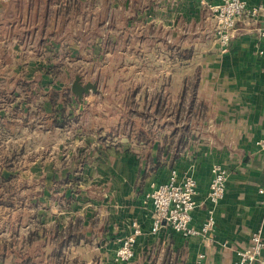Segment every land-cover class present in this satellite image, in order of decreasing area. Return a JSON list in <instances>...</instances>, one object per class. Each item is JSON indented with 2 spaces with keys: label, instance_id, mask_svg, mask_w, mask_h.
<instances>
[{
  "label": "crops",
  "instance_id": "obj_1",
  "mask_svg": "<svg viewBox=\"0 0 264 264\" xmlns=\"http://www.w3.org/2000/svg\"><path fill=\"white\" fill-rule=\"evenodd\" d=\"M58 1L0 0V144L12 148L13 140L21 139L16 148L20 154L24 141L20 136L30 128L56 136L79 132L82 137L81 143L75 144L77 148L71 151L70 159L56 158L51 164L53 170L41 174L37 188H22V194L38 191L37 198L32 196L14 206H5L19 210L28 208L30 203L27 202L33 201L36 205H31L39 208V214L44 210L53 217L46 222L38 215L37 225L23 223L28 228L26 234L19 236L25 237L35 227L41 230L56 226L59 231L69 226L80 228L82 235L70 239V244L62 250L66 264H236V251L251 244L255 231L261 229L264 237V197L258 192L264 185V155L256 145V141L264 138V37L261 36L264 0H246L249 6H260L261 11L255 18L242 16L237 20L227 52L221 51L214 31L198 42L174 44L176 62L181 67L169 74L171 84L167 89L177 96L188 80L196 78V101H204L206 107L192 108L194 140L173 164H169L172 153H168L167 162L148 175L142 169L147 151L143 141H131L122 134H117L113 141L104 139L111 129L120 128L119 120L112 124L106 120L89 122L82 121L79 115L64 128L31 125L37 117L23 121L29 107L35 110L37 105L25 101L20 81L39 80L42 67L64 46L61 40L53 39L60 27L54 21L62 17L60 8L70 0ZM88 1L81 0L82 11L73 17L86 7L91 9ZM220 1L153 0V16L171 15L203 21L210 7ZM105 8L97 13L98 20L109 12L108 7ZM110 10L117 12L115 8ZM69 12L72 15L74 10ZM31 16L34 18L30 19ZM165 43L170 46L169 42ZM47 48L54 49V53L47 54L50 51ZM62 56L52 61H60ZM64 58L63 70L70 77L73 63L68 57ZM45 108L50 111L52 107ZM88 108L80 107L77 112L83 113ZM3 121L16 124L11 129L5 128ZM156 152L155 147L153 156ZM3 158L0 157V164ZM214 163L226 167L228 180L226 194L215 209L213 235L184 237L167 224L153 233L154 211L146 198L151 184L166 181L174 167L191 168L198 185L193 224L200 226L209 205L207 193ZM3 169L8 170L6 175ZM0 171L5 177H17L14 167ZM133 221L142 229L135 256L128 263H118L114 259L115 250L120 238L131 231ZM19 236L13 233L12 238H1L0 243ZM0 264H4L1 259Z\"/></svg>",
  "mask_w": 264,
  "mask_h": 264
},
{
  "label": "rangeland",
  "instance_id": "obj_2",
  "mask_svg": "<svg viewBox=\"0 0 264 264\" xmlns=\"http://www.w3.org/2000/svg\"><path fill=\"white\" fill-rule=\"evenodd\" d=\"M87 5H91V9L86 7V10L75 17L57 18L54 22L62 28L59 27L54 33L56 38H53L61 40L67 47L70 46L71 50L73 46L77 47L82 57L73 58L69 83H73L76 74L81 75L84 82L98 83L99 93L90 92L84 99L87 103L83 107L90 108L83 110V113L75 112L81 113V120L98 123L106 120L111 124L116 120L124 121L130 108L124 107L123 101L136 87V101L140 103L141 110H144L153 91L160 85L163 87L161 91L167 93L168 98L175 102L178 95L175 96L167 89L171 84L169 74L179 71L181 67L176 62L177 52L174 44L185 45L208 37L214 31L212 11L209 10L206 20L202 21L200 18L191 20L171 15L153 16V0H89ZM105 7H108L109 12L106 17H100L98 20L97 13L104 11ZM110 8H115L117 12ZM124 30L126 31L123 32ZM46 34L53 35L50 32ZM165 41L169 42V47ZM167 116L163 114L160 122ZM133 117L139 123L142 121L136 115ZM116 136L117 134L113 133L110 141ZM20 137L24 138L21 142L23 149L19 151L20 155L13 159L17 173L14 182L16 186H22L26 182L36 188L40 183L41 174L53 170L51 164L54 160H60L59 157L62 156L66 161L70 159L73 155L71 151L77 148L75 144L82 141L79 132L56 136L48 132H34L33 128L24 131ZM20 141L13 140L12 148L3 145L4 143L0 144V157H5L9 150L18 148ZM146 154L145 151V156ZM44 160L48 161L45 163ZM112 167L110 166L111 169ZM3 172L6 175L8 170L3 169ZM27 203H30L28 208L19 210L0 206V239L12 238L13 233L18 236L26 234L28 227H24L23 223L31 222L32 225H37L38 215L43 221L52 220L53 217L44 210H40L42 215L39 214V208L37 210L34 207L36 204H33V201Z\"/></svg>",
  "mask_w": 264,
  "mask_h": 264
},
{
  "label": "trees",
  "instance_id": "obj_3",
  "mask_svg": "<svg viewBox=\"0 0 264 264\" xmlns=\"http://www.w3.org/2000/svg\"><path fill=\"white\" fill-rule=\"evenodd\" d=\"M69 2V3H67ZM64 3L61 8V14L64 18L73 17L75 13L80 12L83 3L81 0H70ZM74 10L70 15L69 10ZM106 17V16H104ZM75 44V43H74ZM62 46L60 53H54V49H50L54 53V57L48 59V62L42 67V74L39 80H22L20 85L25 92V101L29 104L37 105L35 110H27L24 113V122L36 118L31 121V125L35 123L42 124L46 127L54 128L59 126L64 128L68 126L73 117H79V113H75L86 102L81 103L78 97L73 93L69 78L65 75L63 68L65 67V58L68 57L73 61L74 57L81 59V55L77 47ZM64 51V52H63ZM62 59L53 62V59ZM78 75V74H76ZM75 75V76H76ZM187 86L178 95L175 102H172L167 93H163L160 85L153 91L146 107L141 110L139 102L136 101L137 87L132 89L123 101L124 107L130 108L126 119L118 123L119 129H111L104 139L112 138L113 133L122 134L128 140L136 142L143 141L147 145L146 162L142 169L145 175L157 170L159 166L167 162V154L172 153L169 164H173L174 160L180 156L184 148L189 145L192 137L193 123L191 122L193 107H206L204 101L197 102V80L196 78L188 80ZM45 107H52L48 111ZM81 112V111H80ZM163 114L168 115L166 119L160 122ZM137 116L142 120L137 122L133 116ZM125 118V116H124ZM7 121V120H6ZM3 121L5 128H12L16 123L11 121ZM12 123V124H11ZM191 123V124H190ZM12 126V127H11ZM117 127V128H118ZM168 130L166 134H163ZM153 136V139H152ZM156 142L158 143L157 145ZM156 147V155L153 156V150ZM20 155L18 150H12L3 158L0 164L1 168L12 169L14 167L13 159ZM15 175L5 177L0 171V206H14L15 203L23 202L31 199L32 196L38 197V191H28L22 194V188H34L33 185H27L26 182L22 186H16ZM34 190V189H33ZM42 230V231H41ZM35 227L30 229L25 237L13 238L11 241H3L0 243V259L4 264H66L62 250L70 244V239L80 237L82 235L80 228L70 226L65 230L59 231L58 227L53 226L49 229Z\"/></svg>",
  "mask_w": 264,
  "mask_h": 264
},
{
  "label": "built area",
  "instance_id": "obj_4",
  "mask_svg": "<svg viewBox=\"0 0 264 264\" xmlns=\"http://www.w3.org/2000/svg\"><path fill=\"white\" fill-rule=\"evenodd\" d=\"M6 1V0H3ZM214 17V36L222 52H227L234 37L237 20L242 16L255 18L261 11L260 6H249L246 0H221L212 5ZM264 37V28L261 31ZM264 155V138L256 141ZM211 182L207 193L209 203L200 226L193 224L194 211L198 205L197 179L191 168H172L169 177L161 183H152L146 194L154 211L152 232L156 233L163 225H169L184 237H211L215 230V209L224 198L227 189L228 170L220 163L211 167ZM258 192L264 197V185ZM142 234L140 225L133 221L131 231L120 238L114 258L119 262H129L135 256V245ZM236 264H264V237L259 229L252 234L251 244L236 251Z\"/></svg>",
  "mask_w": 264,
  "mask_h": 264
},
{
  "label": "water",
  "instance_id": "obj_5",
  "mask_svg": "<svg viewBox=\"0 0 264 264\" xmlns=\"http://www.w3.org/2000/svg\"><path fill=\"white\" fill-rule=\"evenodd\" d=\"M71 89L81 103L84 102L85 96L90 92L99 93L98 83L95 81L84 82L81 75L75 76Z\"/></svg>",
  "mask_w": 264,
  "mask_h": 264
}]
</instances>
